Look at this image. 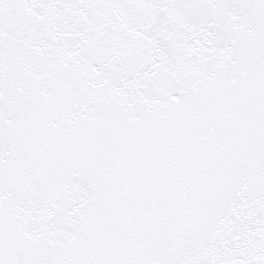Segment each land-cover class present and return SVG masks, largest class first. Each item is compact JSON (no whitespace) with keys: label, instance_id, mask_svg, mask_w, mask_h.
<instances>
[{"label":"snow or ice","instance_id":"snow-or-ice-1","mask_svg":"<svg viewBox=\"0 0 264 264\" xmlns=\"http://www.w3.org/2000/svg\"><path fill=\"white\" fill-rule=\"evenodd\" d=\"M0 264H264V0H0Z\"/></svg>","mask_w":264,"mask_h":264}]
</instances>
